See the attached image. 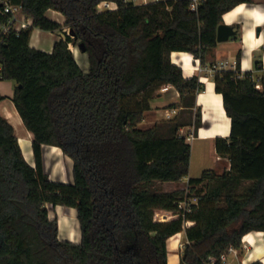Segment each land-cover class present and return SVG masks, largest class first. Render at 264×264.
Listing matches in <instances>:
<instances>
[{"label":"trees","instance_id":"obj_1","mask_svg":"<svg viewBox=\"0 0 264 264\" xmlns=\"http://www.w3.org/2000/svg\"><path fill=\"white\" fill-rule=\"evenodd\" d=\"M102 1L117 8L99 10ZM9 2L22 7L32 26L3 33L11 15L0 0V79L16 83L12 100L33 134L35 165L0 112V264H168L167 241L184 228L188 242L179 264H222L245 234L264 232V77L260 90L251 72L242 78L231 70L214 73L231 118L230 135L217 137L215 148L230 166L222 173L204 169L188 179L186 191L155 185L189 176L191 144L179 131L202 125L200 109L194 123L176 122L166 132L158 124L140 126L164 85L174 86L192 111L205 85L198 75L185 77L172 52L205 62L223 15L251 0H200L196 10L192 0ZM49 9L61 12L64 23L47 16ZM34 27H69L75 36L65 31L47 52L30 45ZM81 42L87 72L70 48ZM44 144L73 159V182L50 178ZM192 197L198 202L190 210L179 207ZM46 204L77 209L80 243L59 238L58 219ZM158 211L171 212L170 219L157 220Z\"/></svg>","mask_w":264,"mask_h":264},{"label":"crops","instance_id":"obj_2","mask_svg":"<svg viewBox=\"0 0 264 264\" xmlns=\"http://www.w3.org/2000/svg\"><path fill=\"white\" fill-rule=\"evenodd\" d=\"M47 16L61 24L65 21V16L61 12L53 9L47 11ZM222 23L232 25L237 30V34L228 41L218 42L216 47L208 51L205 62H201L189 52L174 51L171 54L172 61L182 68L185 77L190 78L194 75H198L200 81L205 85L203 90L197 92L195 106L192 108V110L200 109L202 125L197 130H195L193 124L181 127L185 135L186 133L193 135L192 139H187L191 144V166L193 159L192 142L198 140L209 146V149L214 155V167L211 169H214L217 173H222L224 171L220 170V166L223 162H226L224 163L226 168L230 166L227 158L217 154L215 139L217 137H228L230 135L231 118L226 113L222 94L215 90L214 73L210 72L209 68L212 64L221 61L227 60L234 62L239 60L241 70L244 73L251 72L257 83H261V79L264 77V0H251V2H245L235 6L223 15ZM258 28H260L259 31ZM65 31H68L67 28L51 32L34 27L31 34L30 45L34 48L51 52L55 42L65 37ZM48 39H50L48 46L43 45V42ZM70 48L80 65L79 60L82 57V51H79L78 46L74 44L73 47L70 46ZM83 58L85 59V66L81 68L87 72L89 70V66H87L89 63H87L86 56ZM257 60L261 61V69L256 68ZM15 87L16 83L14 81L0 79V94L5 96L0 103V112L15 128L21 147L23 143L28 144L26 150L22 147L23 153L26 160L34 166L35 159L32 149L33 134L31 133V138H26V135L22 132V136L24 137L22 139L21 136L17 134L16 127L12 120L16 119L24 126L23 120L12 100ZM172 104L177 105L170 107ZM150 107L151 108L145 112V118L140 125L141 127L144 126L143 128L154 126L166 110L175 109L176 112L173 114V117L169 119L171 120L179 119L182 111L187 109L182 106L180 93L172 85H169L167 91L163 92L160 90L151 100ZM147 116L150 118L147 119ZM30 143L31 145H29ZM43 162L45 171L49 174L51 179L65 183L73 182V159L65 154L60 147L44 144ZM190 177L189 174V176L183 178L181 181L174 183H181L187 187ZM176 189L177 188L167 191ZM46 206L49 209L50 217L58 219L59 238L74 243H80L81 229L77 209L63 205L53 206L51 204H46ZM165 213L167 219H169L171 217L169 216L170 212L165 211ZM193 224L194 222L189 221L187 226ZM187 242L186 228L168 239V264L180 263L181 254ZM255 261H261L264 264L263 231H251L245 234L242 238V246L233 249L227 254V264H251Z\"/></svg>","mask_w":264,"mask_h":264},{"label":"built area","instance_id":"obj_3","mask_svg":"<svg viewBox=\"0 0 264 264\" xmlns=\"http://www.w3.org/2000/svg\"><path fill=\"white\" fill-rule=\"evenodd\" d=\"M129 1H132L135 4H148V3L158 1V0H129ZM2 2L4 3L3 12L9 13L11 15V18L9 19V21L6 24H4L2 27L3 33H7L11 27H13L16 31H19L23 28H28L32 26V19L23 12L22 7L20 5L12 4L11 2H9V0H2ZM199 2L200 0H192L191 9L196 10L198 8ZM97 8L99 10H105V9L113 10L117 8V4L112 1H102L101 3L98 4ZM1 41H2V37L0 36V42ZM226 70L234 71L236 73L235 76L237 78H242L244 76V72L242 70L239 71L237 68V61H234V62H230L227 60L221 61V62L212 64L209 68V71L212 73H215L217 71H226ZM256 88L262 90L263 88L262 83L260 82L256 83ZM168 89H169V85H164L160 90L164 92V91H167ZM175 112H176L175 109L166 110V118L167 119L172 118ZM192 138H193L192 134L191 135L189 134L187 137V139H192ZM197 202H198V197H192V198L181 201L179 203V207L185 210H190L191 204L197 203ZM156 214L158 215V212ZM232 250L233 249H231L230 251ZM221 260H222V264H227V254H224Z\"/></svg>","mask_w":264,"mask_h":264},{"label":"rangeland","instance_id":"obj_4","mask_svg":"<svg viewBox=\"0 0 264 264\" xmlns=\"http://www.w3.org/2000/svg\"><path fill=\"white\" fill-rule=\"evenodd\" d=\"M64 28H67V30H69V27H64ZM49 42H50V39L43 42V45L48 46ZM78 49H79V51H81L80 48H78ZM81 55H82V57L79 61H80V66L83 67V66H85V62H84L85 59L83 57L84 56L87 57L86 58L87 63H89V60H88V55L85 52H82ZM87 66H89V64ZM0 69H1V64H0ZM196 113H197V110L191 111V110L186 109V110L182 111L179 119L169 120L166 118V111H164L163 116H160V120L156 124H158L159 130L161 132H166L171 127V125H173L176 122L185 123V122L192 121L194 123ZM149 118L150 117L147 116V119H149ZM142 127H144V126H142ZM179 133L181 135H184L186 137V139L189 135L187 133L185 135L181 129H180ZM192 143H193V159H192V166L190 164L189 174L191 177H198L201 175V173L204 169H206V168L209 169V168L214 167V163H213L214 155L211 152V150L209 149V146L207 144H203L202 142H199L198 140H195ZM29 145H31V143ZM27 146H28L27 143L22 144V147L25 150H26ZM224 163H226V162H223V164L220 166L221 171L226 169ZM155 186L159 190H163V191L172 190L174 188L185 189V191H186V188H187L184 184H181V183L175 184L174 182H167V181L166 182H157ZM169 216H171V212L169 213ZM155 217L157 220H162V221L167 219V215H166L165 211H158V215L156 214ZM183 240H185V239H183ZM182 246H184V245H182Z\"/></svg>","mask_w":264,"mask_h":264},{"label":"water","instance_id":"obj_5","mask_svg":"<svg viewBox=\"0 0 264 264\" xmlns=\"http://www.w3.org/2000/svg\"><path fill=\"white\" fill-rule=\"evenodd\" d=\"M260 28H258V31ZM69 34L73 37L75 36V32L73 28H69ZM237 34V30L232 26L225 23H221L217 28V41L218 42H224L228 41L231 37L235 36ZM78 48L82 52H86V47L83 42L77 44Z\"/></svg>","mask_w":264,"mask_h":264},{"label":"bare ground","instance_id":"obj_6","mask_svg":"<svg viewBox=\"0 0 264 264\" xmlns=\"http://www.w3.org/2000/svg\"><path fill=\"white\" fill-rule=\"evenodd\" d=\"M70 46L73 47V44H71ZM13 123L16 127L17 130V134L21 136V138L23 139L24 137L22 136V132L26 135V138H31V132H29L22 124L20 121L16 120V119H12Z\"/></svg>","mask_w":264,"mask_h":264}]
</instances>
